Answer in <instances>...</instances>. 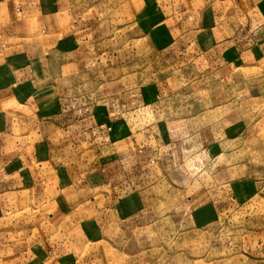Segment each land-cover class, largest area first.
<instances>
[{
	"label": "crops",
	"instance_id": "0c3cea01",
	"mask_svg": "<svg viewBox=\"0 0 264 264\" xmlns=\"http://www.w3.org/2000/svg\"><path fill=\"white\" fill-rule=\"evenodd\" d=\"M251 5L0 0V264H69L90 240L123 231L101 202L187 173L168 164L187 139L173 149L129 116L166 115L189 69L237 66L253 52V15L264 17Z\"/></svg>",
	"mask_w": 264,
	"mask_h": 264
},
{
	"label": "rangeland",
	"instance_id": "374dc122",
	"mask_svg": "<svg viewBox=\"0 0 264 264\" xmlns=\"http://www.w3.org/2000/svg\"><path fill=\"white\" fill-rule=\"evenodd\" d=\"M247 1L264 17V0ZM256 16L250 38L258 45L237 66L189 69L166 115L146 108L140 121L129 116L135 132L154 128L152 138L173 149L187 139L168 164L188 171L119 205L101 202L123 231L90 240L69 264H264V19Z\"/></svg>",
	"mask_w": 264,
	"mask_h": 264
}]
</instances>
